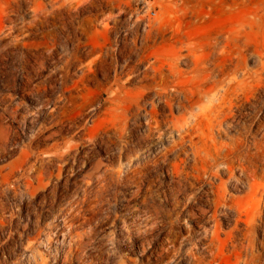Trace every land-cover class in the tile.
I'll return each mask as SVG.
<instances>
[{"label":"rangeland","instance_id":"obj_1","mask_svg":"<svg viewBox=\"0 0 264 264\" xmlns=\"http://www.w3.org/2000/svg\"><path fill=\"white\" fill-rule=\"evenodd\" d=\"M254 1L194 0L184 15L176 0H0V125L6 133L0 151V264H163L153 254L161 246L178 264H186L170 241L185 244L188 232L198 230L184 213L187 199L180 197L177 208L172 205V179L165 174L160 148L155 138L140 137L144 118L129 119L120 138L113 128L121 120L102 116L107 88L116 89L115 78L130 88L140 85L138 79L150 72L137 64L145 45L165 54L186 55L190 49L191 62L180 65L185 72L212 67L220 58L219 46L213 53L202 40L217 37ZM155 20L147 37L148 21ZM184 33H190L189 43L180 38ZM256 46L264 61V30ZM259 68L260 58L251 55L246 61L250 74H237L236 80L253 92L227 135L244 138L237 148L246 153L251 170L233 174L230 184L236 186L229 193L241 198L240 208L252 216L263 252L264 66ZM64 140L76 144L77 153L58 176L53 154ZM119 148L123 153L153 150L155 156L149 161L141 155L126 180L120 178L128 169L124 160L121 174L103 182L83 180L89 167L80 163L83 157L117 168ZM34 163L41 178L17 182ZM145 163L141 194L131 197L132 177ZM207 185L204 179L187 192L200 198ZM150 203L162 209L154 221L147 213ZM192 236L198 239L200 233Z\"/></svg>","mask_w":264,"mask_h":264},{"label":"bare ground","instance_id":"obj_2","mask_svg":"<svg viewBox=\"0 0 264 264\" xmlns=\"http://www.w3.org/2000/svg\"><path fill=\"white\" fill-rule=\"evenodd\" d=\"M176 1L180 3H175L177 11L186 15L189 4L194 0ZM162 13H157L156 20H159ZM156 20L148 21L150 30L147 37L150 36L151 28L155 27ZM263 30L264 0H255L244 12L231 17L221 27L217 37L210 35L202 40L213 53L219 46L220 58L216 57L215 62L211 63L212 67L194 68L193 71L185 72L180 70V65H189L191 62L190 49L186 55L177 51L165 54L158 47L145 45L137 64L146 66V71L150 72H145L138 79L140 85L130 88L121 83L120 78H115L116 89L113 90L111 85L107 88L110 96L104 104L102 116L111 121L121 120L118 127L113 128L120 138L127 129L129 119L139 116L144 118L139 126L143 133L140 137L155 138V144L160 148L158 154H161L162 164L166 167L165 174L172 179V205L177 208L181 204L180 197L187 199L183 207L184 213L189 221L198 224V230L188 232L185 244L183 241H170L173 249L183 255L186 264H264V251H258L257 244L260 243L255 239L252 216L244 207L240 208L242 199L229 193L236 186L230 184L233 174L236 171L246 173L251 170L246 153L237 148V144L244 142V138L241 134L232 137L227 135L240 122L238 116L250 104L253 92L244 80H236L237 74H250L246 69V61L251 55L260 58V71L264 66L262 53L256 46ZM180 38L188 43L191 40L190 33H184ZM131 82L132 80H126L128 84ZM121 123L124 125L119 126ZM5 140L6 133L0 125V151L4 150ZM76 148V144L68 140L58 145L53 154L58 176L62 174L67 158L77 153ZM152 151L141 152L134 149L123 153L119 148L117 168L114 163L104 162L101 158L88 161L83 157L80 163L89 164L83 180L103 182L115 172L121 174L124 169L122 160L128 169L120 178L126 180L132 173L130 168L134 162L141 155L151 161L155 156ZM157 161L156 158L153 162ZM146 166V163L140 164L132 177L136 186L131 197L141 194L142 171ZM221 175H226L227 180H223ZM40 178L41 172L34 163L28 170L23 169L17 182L38 181ZM204 179L208 180V187L201 188L202 197L187 192L200 185ZM161 211L156 203L147 205V213L153 221L159 218ZM194 232L200 233L198 239L192 236ZM153 254L163 264H178L175 257L169 256L168 247L155 248Z\"/></svg>","mask_w":264,"mask_h":264}]
</instances>
